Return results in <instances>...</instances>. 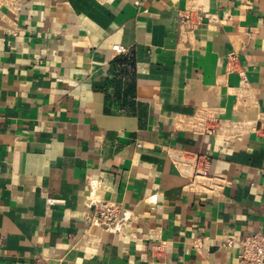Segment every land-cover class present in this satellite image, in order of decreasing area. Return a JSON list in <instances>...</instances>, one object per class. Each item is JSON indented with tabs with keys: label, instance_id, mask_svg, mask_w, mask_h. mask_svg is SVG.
Here are the masks:
<instances>
[{
	"label": "crops",
	"instance_id": "obj_1",
	"mask_svg": "<svg viewBox=\"0 0 264 264\" xmlns=\"http://www.w3.org/2000/svg\"><path fill=\"white\" fill-rule=\"evenodd\" d=\"M173 149L224 191L189 190ZM90 197L132 223L90 225ZM258 231L264 0H0V264H246Z\"/></svg>",
	"mask_w": 264,
	"mask_h": 264
},
{
	"label": "built area",
	"instance_id": "obj_2",
	"mask_svg": "<svg viewBox=\"0 0 264 264\" xmlns=\"http://www.w3.org/2000/svg\"><path fill=\"white\" fill-rule=\"evenodd\" d=\"M196 128L201 131L218 134L229 127L226 120L219 119L208 110L199 112L196 117ZM179 171L188 178L186 187L197 193L219 195L224 191L227 182L224 178L209 174V159L201 155L192 156L188 151L173 149L170 152ZM93 212L88 218L90 225L102 227L113 233H123L125 227L132 223V213L122 205L108 200L89 198ZM242 249L239 255L246 264H264V232L258 231L241 240Z\"/></svg>",
	"mask_w": 264,
	"mask_h": 264
}]
</instances>
